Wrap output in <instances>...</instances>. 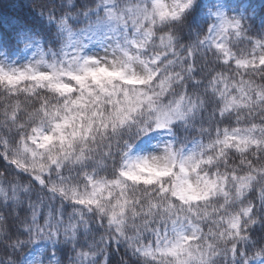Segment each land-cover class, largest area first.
<instances>
[{"label": "snow or ice", "instance_id": "obj_1", "mask_svg": "<svg viewBox=\"0 0 264 264\" xmlns=\"http://www.w3.org/2000/svg\"><path fill=\"white\" fill-rule=\"evenodd\" d=\"M0 264H264V0H9Z\"/></svg>", "mask_w": 264, "mask_h": 264}, {"label": "trees", "instance_id": "obj_2", "mask_svg": "<svg viewBox=\"0 0 264 264\" xmlns=\"http://www.w3.org/2000/svg\"><path fill=\"white\" fill-rule=\"evenodd\" d=\"M245 2L256 5L257 10H259V5L262 0H245ZM13 14V5L9 0H0V21H2L5 26H7L8 22L12 19Z\"/></svg>", "mask_w": 264, "mask_h": 264}, {"label": "clouds", "instance_id": "obj_3", "mask_svg": "<svg viewBox=\"0 0 264 264\" xmlns=\"http://www.w3.org/2000/svg\"><path fill=\"white\" fill-rule=\"evenodd\" d=\"M18 264H23V262L22 261H18Z\"/></svg>", "mask_w": 264, "mask_h": 264}]
</instances>
